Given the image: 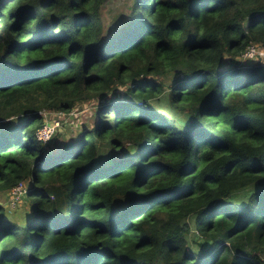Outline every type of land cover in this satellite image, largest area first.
<instances>
[{
  "label": "trees",
  "instance_id": "trees-1",
  "mask_svg": "<svg viewBox=\"0 0 264 264\" xmlns=\"http://www.w3.org/2000/svg\"><path fill=\"white\" fill-rule=\"evenodd\" d=\"M106 1L0 0V192L32 214L0 207V264H264V0H133L105 41Z\"/></svg>",
  "mask_w": 264,
  "mask_h": 264
},
{
  "label": "rangeland",
  "instance_id": "rangeland-1",
  "mask_svg": "<svg viewBox=\"0 0 264 264\" xmlns=\"http://www.w3.org/2000/svg\"><path fill=\"white\" fill-rule=\"evenodd\" d=\"M133 0H107L100 8V19L102 25V39L107 40L114 31L123 26L132 11ZM256 49V48H255ZM261 51L260 59L264 61V51ZM258 60V59H257ZM250 59L242 58L238 63L239 66H248L254 61ZM122 89H119L117 93H111L107 98H114L120 96ZM99 105L97 101H86L78 103L74 108V116L72 118L66 117L64 123L59 130H56L52 139L44 143L45 151L50 154H56L61 151V146L65 142L75 141L80 135L83 129H90L93 124V115L95 108ZM44 112L41 113V115ZM45 114V113H44ZM48 121H56L53 115L44 116ZM43 118V119H44ZM44 119L45 121H47ZM62 118H60L61 120ZM56 136H58L56 138ZM75 139V140H74ZM105 163V161H103ZM22 188L16 195H12L10 192H0V207L3 209L4 219L12 224L19 226L25 225L29 218H31V208L26 195L21 194L23 191H28L31 188L29 182L24 181ZM19 185V184H18Z\"/></svg>",
  "mask_w": 264,
  "mask_h": 264
},
{
  "label": "built area",
  "instance_id": "built-area-1",
  "mask_svg": "<svg viewBox=\"0 0 264 264\" xmlns=\"http://www.w3.org/2000/svg\"><path fill=\"white\" fill-rule=\"evenodd\" d=\"M254 46H250L247 48V51L245 52V54L243 55V58H247L250 60H256L257 58H260L259 55H261V51L257 50L258 48H256ZM45 113V114H44ZM42 114L43 118L44 116H50L53 115L54 119H56V121H47L44 120V125L42 126L41 129L38 130L37 132V139L39 141H41L42 143L48 142L50 139H52L53 135L55 134L56 130H59L62 126V124L64 123V120L66 117H70L72 118V116H74V111L72 110L69 113H64V112H51V111H46ZM60 118H62L60 120ZM22 188V184L20 183L19 185H16L15 187H13L9 192L12 195H16L18 193V191ZM26 192L23 191L21 194H25Z\"/></svg>",
  "mask_w": 264,
  "mask_h": 264
}]
</instances>
